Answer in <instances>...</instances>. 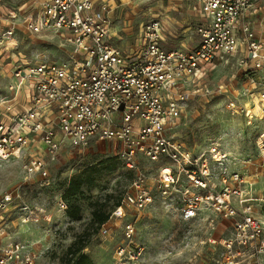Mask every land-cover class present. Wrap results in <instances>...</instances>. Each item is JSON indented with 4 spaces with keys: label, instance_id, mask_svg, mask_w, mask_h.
Returning <instances> with one entry per match:
<instances>
[{
    "label": "built area",
    "instance_id": "obj_1",
    "mask_svg": "<svg viewBox=\"0 0 264 264\" xmlns=\"http://www.w3.org/2000/svg\"><path fill=\"white\" fill-rule=\"evenodd\" d=\"M186 1L196 16L198 42L191 50H166L167 29L157 20L139 27L132 46H120L111 17L114 0H30L28 7L24 2V30L54 33L70 51L65 61L37 65H12L9 52L1 53L0 66L12 67L13 84L0 99V161L17 160L24 181H48L63 149L85 147L90 140L116 143L117 159L132 180L100 236L108 237L110 223L123 221L128 212L150 206L153 192L163 201L179 192L182 221L210 211L228 222L231 236L219 264H264V225L245 177L228 172V156L218 147L211 146L206 157L194 156L166 134L190 97L228 94L225 84L206 85L217 68L231 72L243 87L237 95L247 104L238 106L233 97L228 108L241 111L249 123L264 124V0ZM12 34L7 30L0 45ZM256 148L264 158V132ZM141 159L159 164L152 184L139 172ZM210 162L220 167L218 188L211 184ZM14 200L10 193L0 197V223ZM209 228L214 230L213 221ZM121 235L114 264H133L142 250L132 219L123 223ZM35 258L19 243L0 250V264H33Z\"/></svg>",
    "mask_w": 264,
    "mask_h": 264
},
{
    "label": "rangeland",
    "instance_id": "obj_2",
    "mask_svg": "<svg viewBox=\"0 0 264 264\" xmlns=\"http://www.w3.org/2000/svg\"><path fill=\"white\" fill-rule=\"evenodd\" d=\"M24 2L28 7L30 0H0V43L7 30L13 33L9 42L0 45V55L7 50L12 65L16 60L29 65L67 60L70 48L58 35L51 32L30 34L24 30L27 12L24 13L26 7L23 10L20 7ZM119 3L112 20L123 40L126 38L131 42L142 24L157 20L167 28L166 50L184 47L191 50L197 44V39L190 38L189 32L186 36L181 33L186 26L194 24L188 21L194 13L187 10L186 0H120ZM262 6L264 17V4ZM8 13H15V19L8 20ZM12 71L10 66H0V99L9 95ZM231 74L220 68L209 74L206 85L216 89L217 85L225 84L228 94L204 97L199 93L190 97L178 122L166 134L194 156L203 154L206 157L211 146L224 152L228 156L225 163L228 172L240 173L247 180V192L257 201L255 214L264 225V158L256 148L264 124L249 123L241 111L236 113L228 108V99L233 97L238 106L247 104L237 95L243 88L240 81L237 82L235 77L232 79ZM118 150L116 143L96 140H90L85 147L65 148L49 171L48 181L37 176L24 181L17 160L0 161V197L10 193L15 199L0 223V250L10 243H19L36 255L33 264H64L67 249L80 240L87 242L83 253L94 264H114L115 249L123 244L121 227L132 219L135 222L134 241L142 250L133 264L222 262L223 243L231 236L228 222L221 221L210 211H203L189 222L182 221L179 192H173L167 201L153 192L154 200L150 206L139 212H128L119 223H110L108 237L99 235L98 226L92 221L93 211L108 215L129 191L132 180V175L117 159ZM105 161L109 162L100 164ZM210 165L211 184L218 188L220 167L211 162ZM158 169L159 164L141 159L139 172L150 180V184ZM83 172L90 174L93 185L84 186L76 196L64 199L70 177ZM61 203L66 205L65 210ZM69 207L79 210L77 221L67 217ZM210 221L214 222V230L209 228ZM210 238L216 241L214 245L208 242Z\"/></svg>",
    "mask_w": 264,
    "mask_h": 264
},
{
    "label": "trees",
    "instance_id": "obj_3",
    "mask_svg": "<svg viewBox=\"0 0 264 264\" xmlns=\"http://www.w3.org/2000/svg\"><path fill=\"white\" fill-rule=\"evenodd\" d=\"M109 161L100 163L105 165ZM130 173V172H129ZM131 174V173H130ZM132 175V174H131ZM93 185V180L88 172L78 173L70 177L67 183V187L63 193L64 199H69L77 194L84 186L91 187ZM119 201L113 206H118ZM112 208V209H113ZM111 209V210H112ZM110 213V212H109ZM67 217L72 221H77L79 219V210L76 207H69L66 211ZM109 218V214H100L97 211L92 213V221L97 224L98 230L101 225L105 224ZM87 242H80L76 240L70 247L67 249L64 264H94L89 256L83 253V250L86 248Z\"/></svg>",
    "mask_w": 264,
    "mask_h": 264
},
{
    "label": "crops",
    "instance_id": "obj_4",
    "mask_svg": "<svg viewBox=\"0 0 264 264\" xmlns=\"http://www.w3.org/2000/svg\"><path fill=\"white\" fill-rule=\"evenodd\" d=\"M120 0H114V3L112 4V8H113V11H112V14H111V17H112V19H113V12H114V10H117L119 7H120V3L118 4V2H119ZM176 1H178V2H181V1H183V0H174V2H176ZM117 3V4H116ZM177 6V5H176ZM186 8H187V10L189 9V5H188V3H187V5H186ZM189 11V10H188ZM190 20V22H193L194 24H195V22H196V16H195V14L193 15V16H189L188 17V21ZM113 21V20H112ZM193 24V25H194ZM193 25L191 26V24H190V26H186V28H184L183 30H182V34H183V36H186V34H187V32H189V36H190V38H194V39H197V41H198V38H197V36L194 34V32H193ZM113 26H114V30L116 31V33L118 34V37L120 38V40L118 41V44L120 45V46H124V47H130V46H132L134 43H135V35H133L132 36V38H131V42H129V40L128 39H124L123 40V36L121 35V33H119V30H117L116 29V26L114 25V23H113ZM165 26V25H164ZM167 29V28H166ZM137 33V32H136ZM129 35V34H128ZM166 39H167V37H166ZM166 41V40H165ZM165 43L166 42H164V44H163V47L165 48ZM184 49H186L185 47H184Z\"/></svg>",
    "mask_w": 264,
    "mask_h": 264
}]
</instances>
